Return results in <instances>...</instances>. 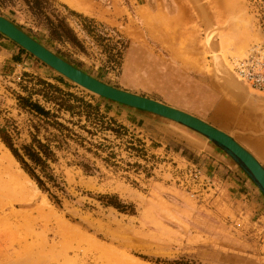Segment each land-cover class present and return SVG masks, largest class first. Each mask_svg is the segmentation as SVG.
Returning <instances> with one entry per match:
<instances>
[{
    "label": "rangeland",
    "instance_id": "rangeland-1",
    "mask_svg": "<svg viewBox=\"0 0 264 264\" xmlns=\"http://www.w3.org/2000/svg\"><path fill=\"white\" fill-rule=\"evenodd\" d=\"M52 2L80 47L50 41L21 0L0 4V15L91 77L230 134L264 167V91L235 70L264 51V0ZM34 60L33 71L0 69V135L15 148L32 136L49 145L62 191L41 190L15 160L40 195L27 206L0 200V264H264V198L228 156ZM49 98L68 101L73 115Z\"/></svg>",
    "mask_w": 264,
    "mask_h": 264
},
{
    "label": "water",
    "instance_id": "water-1",
    "mask_svg": "<svg viewBox=\"0 0 264 264\" xmlns=\"http://www.w3.org/2000/svg\"><path fill=\"white\" fill-rule=\"evenodd\" d=\"M0 34L62 77L105 100L168 120L202 136L237 165L264 198V167L230 134L180 109L105 84L54 53L21 27L0 15Z\"/></svg>",
    "mask_w": 264,
    "mask_h": 264
},
{
    "label": "trees",
    "instance_id": "trees-1",
    "mask_svg": "<svg viewBox=\"0 0 264 264\" xmlns=\"http://www.w3.org/2000/svg\"><path fill=\"white\" fill-rule=\"evenodd\" d=\"M18 0H0V4L3 6L14 5ZM26 7V10L33 16L37 25L43 27L47 32L48 38L52 42L69 43L72 46L80 47V42L74 34L73 30L65 22V19L60 17L53 8L52 0H21ZM22 53L25 51L21 50ZM26 54V53H25ZM47 87L59 92V89L54 86L42 83ZM76 99L73 95H68ZM50 101L58 110H64L73 115V106L68 104V101L58 100V98L46 99ZM20 101L29 107L31 111L38 116L45 118L53 117V115L46 111L43 107L36 103H31L27 98H20ZM0 138L8 150L11 152L15 160L20 164L23 171L36 182L37 186L47 191V184L52 188H56L62 191V188L57 181V178L53 175L50 163L56 161L55 153L52 151L49 145L42 143L35 136L31 137L29 144L21 145L20 148H15L8 136H1ZM111 204V203H110ZM114 205L117 209L122 210L119 206Z\"/></svg>",
    "mask_w": 264,
    "mask_h": 264
},
{
    "label": "bare ground",
    "instance_id": "bare-ground-1",
    "mask_svg": "<svg viewBox=\"0 0 264 264\" xmlns=\"http://www.w3.org/2000/svg\"><path fill=\"white\" fill-rule=\"evenodd\" d=\"M66 1H69V0H66ZM70 1H72V0H70ZM243 81H245V80H243ZM235 90L238 93H240L239 91L241 89L236 87ZM0 146L2 147L3 145L0 144ZM15 165H17L15 159L12 157L11 153L7 149H5L3 155H0V186H2L3 183H5L6 187L0 189V200H8L9 206L31 205V204H33V202L35 200L38 199V197L40 195V191L37 189L34 182L31 181L24 173H22V170L19 169L21 173L14 170ZM46 202H45V197H44V199H42L41 202H38L35 204V208H33L34 209L33 211L36 214L43 213L46 210V206L48 205L47 204L48 202L47 203ZM28 213L30 215L33 214L31 212H28ZM30 215L28 217H30Z\"/></svg>",
    "mask_w": 264,
    "mask_h": 264
},
{
    "label": "crops",
    "instance_id": "crops-1",
    "mask_svg": "<svg viewBox=\"0 0 264 264\" xmlns=\"http://www.w3.org/2000/svg\"><path fill=\"white\" fill-rule=\"evenodd\" d=\"M21 50L22 49H20L16 44L7 40L0 34V69L7 70L9 68L15 69L17 67H22L24 70L33 71L34 65L32 64V61L34 58H32L29 54H25L26 52L22 53ZM234 92L236 93L235 89ZM230 176L231 175L228 176V179ZM239 182L240 180L232 177L230 184L235 187H239Z\"/></svg>",
    "mask_w": 264,
    "mask_h": 264
},
{
    "label": "built area",
    "instance_id": "built-area-1",
    "mask_svg": "<svg viewBox=\"0 0 264 264\" xmlns=\"http://www.w3.org/2000/svg\"><path fill=\"white\" fill-rule=\"evenodd\" d=\"M236 73L252 87L264 91V51L254 50L237 62Z\"/></svg>",
    "mask_w": 264,
    "mask_h": 264
}]
</instances>
